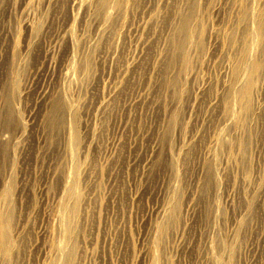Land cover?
Wrapping results in <instances>:
<instances>
[{"label": "rangeland", "instance_id": "374dc122", "mask_svg": "<svg viewBox=\"0 0 264 264\" xmlns=\"http://www.w3.org/2000/svg\"><path fill=\"white\" fill-rule=\"evenodd\" d=\"M4 1L5 0H0V7H3V9L4 7L6 9L7 7L9 11L7 10L6 12L8 13L7 16L5 12H1L0 10V12L2 13V15L0 13V22L3 20V22L0 23V28H4L7 31L9 30V33L14 32L13 34L16 35L14 36L16 37L15 39L17 42V52L15 53V57L13 60H16L17 62L15 61L16 64H13L12 61L6 60L4 56L0 57V195H2L1 193H3L6 189L7 195L6 197L4 195V198H6V200L9 198V200H7V202L3 204V209L1 208V210L4 211V206H6V203H10V208L8 210V212L11 213L9 228H11L12 226L15 227L19 220L24 226L23 235H25V239L23 236L21 238H23L24 240L19 239L22 240L20 241V243L22 242L20 245L18 243L19 240L17 243H14V245L17 244V249L19 250L17 251L16 249V252H14L16 248L15 246L14 250L12 251L10 257L11 262L9 261V264H36V253L38 252V249L41 250V247L42 245H44L46 240L45 230L48 226V222L45 213L46 211H48L47 209H50L51 205L53 204V200L51 199V197L55 195L58 196V189H56L55 185L56 175L53 174L52 169L48 170V168L53 161L57 160L60 154L65 157V159H68L70 162H72L68 158V155L66 153L65 155H63L62 151L60 152V149L62 150L61 144H63L64 140L61 136V130L64 126L63 122L66 121V116L59 109L56 112L54 111V107H57L59 105L57 98L53 94H51L48 103H43L38 100L40 90L39 88H44L47 86L48 92H51L53 86L56 85L55 82L58 81L60 66H58V69V61H55L56 59H59L60 52H57L58 50L55 49L56 51H54L56 53H52L54 62L52 60L46 62V60H44L41 56V52L43 51L41 48H44L45 46L47 47L46 40L48 38L46 37L45 33H47L48 36L51 32L53 33L54 30H57L62 24H64L65 21L63 20H67L69 18L65 15H70V9H68L69 5L66 4L68 0H64V2L63 0H58V2L56 0V3H54L55 0H51L50 4H47V7L44 0H39L37 3L35 2L37 5L33 3V9L34 7L36 9L34 10V14L30 17H26L20 12V9H22L23 7V0H14L13 8H15L16 6V10L13 9L14 11L11 8L9 9V3L7 2L9 0H6L5 4ZM190 1L191 5L195 3L194 5L197 7L201 4V12L202 10L204 11L202 13V16L200 17L201 19H199L200 25L198 24L195 30V33H197L198 31L200 32L201 30L200 35L198 34L199 32L197 34L194 33V38H200L199 40H197L198 38L196 39L198 43L196 46H198L201 42L197 47L198 52H195L198 57L197 55L195 57L194 54L193 57L195 59L192 57V55L190 57L191 60L189 59L190 63L196 65V67H193L189 63V69L194 70L191 68H195L194 71H199L197 72V77L199 76L196 81L197 83H199L201 78L204 77L209 79L214 78V81L217 79L218 81H221L224 78L221 74H219L220 71L218 70L216 65L214 66L216 68H214V63L211 64L212 61L208 59L210 55L207 53H210V44L207 35L209 30H215L221 22L225 21V19H228L227 17H229L230 20H228L231 24L234 20V17H232L234 13L230 14V12L228 11L225 14L228 15L229 13V15L226 16L224 13L217 14L216 12H211L207 14V12L205 11V5H216L217 3V5L220 4V6H222V3L226 6V4H228L227 2L225 3L226 0H223L224 2L222 0H212L211 3H208L206 0H203L204 2L202 0H189V4H187L185 8H187V6H190ZM208 1L210 2V0ZM213 1L214 3H216L213 4ZM62 2L66 5H64ZM202 2L205 7L202 6ZM3 4L5 6H3ZM18 4L21 6H19ZM260 5L262 7V4H260L259 1L258 3H255V7L253 6V9L255 8V13L258 12V6ZM63 6L65 7L63 8ZM131 6L133 10H128H131L132 12L126 11L128 12L124 13L126 16L122 15L123 19H120L119 21V24H124L122 25V27H119L122 28L120 29V32L123 30L125 31L123 27L125 28V26L129 24L127 20H129L130 22L132 21L131 19L134 16L133 14L134 12H136L135 10H137V5H135V8L133 7L134 5ZM167 7H169V5ZM200 7L198 9H200ZM242 8L244 7L242 6ZM167 9L162 8V10L160 9V12L162 11L163 14L165 13L164 15L167 16L170 14V10ZM165 10L169 12L167 13V11ZM56 11L57 13H59L58 15L55 13ZM204 12L207 15H205ZM81 14L82 10H79L75 16L74 29L76 34L79 27L78 24H80L79 22ZM61 15L64 17V19ZM56 16L62 17L63 20L60 19V17L59 19L63 23L58 20ZM165 17H163V19ZM168 17L169 16H167L165 20L168 19ZM165 20L162 21L164 22ZM167 21L168 20L165 21V25H167ZM26 23L36 31V36L34 39L35 43L37 44L35 45V43L32 42L34 41V39L31 42H29V39V44H33H31V46L29 45L31 49L29 47L27 52L25 53L24 44L26 38L24 36V30L26 29ZM56 24L57 26H55ZM162 24L164 23H161V25ZM161 25L159 26L160 29ZM50 27L53 29H51ZM49 29L51 32L49 31ZM158 31L159 30H157V32ZM120 32L114 42L116 44V57H118L117 54H120L119 56L121 58V56H123L127 50V36L125 35V32L124 34L123 32ZM42 36H45V38H43ZM124 36L126 37L124 38ZM36 39L38 42L36 41ZM44 39L46 40L44 41ZM38 43L41 46L38 45ZM99 47L101 48V46ZM96 48L97 49L94 50L95 52L100 51V48L98 49V46ZM32 49H34V53L33 51H31ZM35 49L38 52H41L38 53ZM199 49H202V52ZM199 51L201 52V54L204 53L203 56H200V58L202 59L207 54L204 57V62L202 59H199ZM95 52H93V55L90 53V55L88 56L91 65L86 80H88L89 78V81L93 80L94 83L98 80L103 82L108 80L107 82H112V80H114V74L111 75L112 72L110 71L113 70L106 68L107 66H101L97 60V57H95L94 55L96 54ZM37 53L39 54V56L37 55ZM149 53L151 54V52L149 51L147 53L148 57L150 55ZM53 55L55 57H53ZM151 56L152 54L149 58L145 57V61H149ZM256 59H258V56H256L255 60ZM167 60L169 61V59L167 58L165 60V66L161 65L155 68H153L147 62L143 61L144 63L137 71V75L138 77H140L138 78L137 75H135V78L139 79V82L137 79V81H135L134 78L133 81H131L132 79L129 78H124L121 80V88L123 89H128L131 85L134 88V84L136 82H138L136 83V85H141L146 81V85L152 83V86L148 85L149 89L151 90L152 96H150V98L147 99L143 105H140V107L131 108L126 111L114 110L112 111L111 115H109V117L105 118L103 122L99 120L95 123H91L88 120L86 107L80 106L77 108L75 117H72V119L70 120L71 131L73 134L76 133L78 137L77 140H79V147L89 144L88 151L85 155H82V151L77 149L76 153L74 154L73 161H76V163L80 162L81 164L85 162V166L89 167L92 173H96V176H94V182L92 183V185H89L90 190L92 189L93 198L86 211V213L89 214L86 218L87 228L83 230V232H85L82 234V236L84 237V240L82 241L80 232L81 227H77L80 233V237L78 236L79 240L78 238L75 240V244L77 247V251H79V255L82 257L81 263L148 264V258H145V253L148 247H153V254L156 257L158 264H202L201 262H199L198 258V261L195 259V254L193 252V254L189 253L190 251L185 252L188 254L185 255L184 253H181L179 251V248V250H177L176 246H178L179 244V246H181L184 242V238L186 239L187 237L185 242H192L195 245L196 252V250L200 249L201 246L200 243H197V239L200 237L202 238L204 234L210 232L208 236L211 235L210 238H213L212 243L214 249L217 248L218 243H221L223 246L229 248L230 250L231 254L229 259H227V256L221 255V252H216L218 256H223V258L221 257V260L224 264H226V261L228 262V264H246L247 262V264H264V92L262 93V95L260 91H257V93L251 98L249 104L251 107L255 105V102L256 104H260L261 109H258L256 113V115L258 116H249L247 113H241V116V114L239 113V115L241 116L240 124L243 122L242 117H244V121L246 122L245 127L247 128L246 129L245 127H243L244 130L241 129V131H239V135L243 137L242 140L239 139V141H245L242 143V145L244 146V144L247 143L245 144L247 149L245 148V146H242V150L240 151L241 154L239 153L240 155H237L234 149H230L228 151L226 149H223L225 150L223 151V146L217 148L219 150H214L213 153L214 155L216 154L214 156V158L216 157V160L212 158L214 159L212 162H216L214 163L216 172L213 171V173H215L214 175L220 174L216 176L218 178V184L216 185L211 180V173L208 165L205 164V168L198 166L194 167V161H198V147L200 146V144H202V141L204 142L207 138V133L212 127L211 126L209 128V126L212 123L217 126V121L214 122V117L216 116L215 112L217 113V111L210 113L211 115L209 117V123L206 122L204 124H201V126L203 125V128L200 126L199 121L196 122V120L203 113V107L205 106L204 103L206 100L205 98H207V96H211V93L214 94L219 85L213 84L216 87H213V85H211V88L208 92L209 94L207 93L208 95L206 94V96L200 97L197 95V102L194 103L193 110L191 113H189L186 111L185 103L183 104L184 101H180L184 100L186 97L187 100L190 94V96L195 95V93H193L191 90V85L188 80L183 79L184 73L186 75L189 70L187 68V72H184L182 65L180 66V62H175L174 66L176 65L175 72L177 78L175 79V89H172L170 87V89H172L171 91L167 86L168 82L166 81V78L168 79V77H172V75H167L166 78L164 77L167 72V68H170L168 67L169 62H167ZM195 60H197L198 62L201 60V65H197L199 63L197 61V63H195ZM18 61L20 62V64ZM55 63L57 65H55ZM166 66V72H164V67ZM203 66H205V68H203ZM199 67H201V69ZM103 68H106L107 71L106 69L104 71ZM48 71L50 74L48 73ZM91 71L92 73H90ZM43 72L48 73V77L46 73L45 76ZM102 72H106L105 74L109 73V76H111L109 78L110 80L106 77L107 75L105 76V74H102ZM199 73L201 74L198 75ZM203 73L204 75H202ZM52 74L54 75V77L52 76ZM55 74L57 76V79ZM11 77H14L15 83H12L13 80ZM48 81L50 82L49 85ZM11 84L15 85V89H17L16 91L18 92L22 91V89L27 85L30 89L27 94H23L20 97H15V102L14 99L10 98L9 104L6 106V100H8L9 98V87ZM168 90L170 91L167 92ZM72 91L78 93V88L75 90L74 88L72 90H69V92ZM184 91L186 94H184ZM218 91L219 89L217 90V92ZM178 93L180 95H178ZM181 95L183 96V98ZM176 97H178L179 100H175ZM121 99L122 97L117 98L116 102L119 103ZM259 100L262 101L260 102ZM171 101L180 102L175 110L171 109L173 107L170 104ZM13 104L15 105L14 107H12ZM252 104L254 105L252 106ZM15 109L17 113L14 111ZM236 109L239 112L240 108L238 107ZM13 113L19 115L14 116ZM260 113L261 115L259 116ZM245 116H247L248 118H245ZM18 118H20L21 120ZM16 119H18L19 121H16ZM252 124L255 125L252 126ZM197 125H199V127H197ZM206 125L208 129L206 128ZM194 127H201L200 129H204V131L206 130L205 132L203 130L200 131V133L202 132V136L206 134L204 136V138H206L200 141L201 143L197 144L198 146L195 145L194 147L193 145V150L191 149L188 154H183L179 158H175L176 161L172 163L167 156L165 144H168L169 142L171 147L173 146L172 148L176 149V143L179 139L177 137H179L182 132L184 135H188L189 132L194 129ZM89 129H93L95 133L94 139L92 141L87 136V131ZM248 129H251V131L248 132L251 134V137H248ZM18 130H24L22 132H24L23 141L24 139L25 141H22L23 143H21V145L19 146H13L15 150H18L19 152L14 150V155V152L11 151V153H13L12 156L10 155V149L13 150V147H11L12 143H10L9 140L13 138L15 134H17ZM245 131L246 133H244ZM245 137H247L248 139ZM175 138L176 140H174ZM116 139L118 140V145L116 148H114V150H112L110 149V147H112L111 145L115 142ZM231 142L233 141L231 140ZM23 145L24 148L22 147ZM8 147H10V149ZM98 147H107V149L109 148V157L107 158V160H105L102 155L98 153ZM230 151H232L233 153ZM226 153H228V155H226ZM244 153L246 154L244 155ZM232 154H234L235 157ZM61 155L59 159L62 157ZM224 155L230 156L233 161H236L235 163H237V160H239V162L241 160H244V158V161H246H241L240 164L238 162L239 168L233 167L232 171H230L231 173L229 175H225L226 177H230V175L232 174L231 178H233V184L230 185V187L232 186V188L228 187L229 185L227 186L228 183L226 184V182H228L230 178L228 177L229 179H227L224 176L225 173L221 172L222 164L224 166V162L226 159ZM232 157H234L235 160ZM222 158L224 160H222ZM200 160H202L201 157ZM219 160L221 161V163L219 162ZM145 161H147L146 164L144 163ZM217 161L219 162V164ZM172 169H175L177 173V183L175 185L176 192L174 190L175 194L171 193L173 185L168 182V177L170 176ZM220 172L223 174H221ZM238 174L240 175L238 176ZM244 174L246 178L248 177V180L251 183L248 184L246 188L245 185H238V182L240 181L239 178L244 176ZM252 177H256V181ZM237 180L239 181L236 182ZM253 180L257 183H254ZM252 183H254V188ZM80 187L83 188L84 185L81 184ZM94 187L95 192L93 191ZM44 189L48 191V195L50 196V198L49 196H47V201H45L47 198L44 199L42 195ZM238 192L240 194H238ZM249 193L251 195H249ZM242 194L245 197H242ZM82 195L83 194L81 191V196ZM248 196H250L251 198ZM256 197L258 198L256 199ZM166 198H170V200H172L174 204L173 218L175 223L173 225V221H171L170 226L173 225L171 226V228L170 226L168 228L165 227V223L161 220V215L157 213L158 209L163 204ZM245 199L247 202L245 201ZM49 200H52V202H50ZM212 200H215L216 202ZM244 202L246 203L245 206L242 205ZM211 204H215L214 207L213 205L211 206ZM242 213L244 215H246L247 213V215L245 217H242ZM210 214L213 215V218ZM215 217L217 219L214 220ZM246 218L249 220H247ZM209 220L213 222L212 225L211 222L210 225L208 224ZM236 222L237 225L235 226L237 227L234 228V224H236ZM78 225L81 226L80 223ZM14 227L11 229H14ZM207 227L209 230L207 229ZM210 227H214L215 231ZM235 229L237 230L236 234L233 233ZM179 231L180 234H177L179 233ZM177 235H180L178 236L180 240L178 239ZM13 241L16 242L17 239L16 241L13 239ZM252 244H254V246ZM27 247H30L29 251L26 250ZM32 247L37 248L33 250ZM41 254L42 253H40L39 255ZM21 259L22 261H20ZM73 264H76V262H74Z\"/></svg>", "mask_w": 264, "mask_h": 264}, {"label": "bare ground", "instance_id": "6f19581e", "mask_svg": "<svg viewBox=\"0 0 264 264\" xmlns=\"http://www.w3.org/2000/svg\"><path fill=\"white\" fill-rule=\"evenodd\" d=\"M5 1H4V4H5ZM38 1L39 0H23V7H22V9H20V12L26 17L32 16L34 14V10H36L35 7L33 9V5H34L33 3H35V2L37 3ZM137 1H138V3H137ZM188 1L189 0H174V1L173 0H68L67 1L68 3L66 2V4L69 5L68 9H70V12L69 11L68 12L70 13V15H65V16H68L69 18L67 20H63L64 17L61 15L63 17V19H62V17L59 16L60 19L65 21L64 24H62L57 30H54L53 33L49 29V31L51 33L48 36H47V33H45L46 37L48 38L47 40L44 39V41L46 40V42H47V47L45 46L44 48H41L43 50L42 52L40 51L42 53L41 56L43 57L44 60H46V62H49L51 60L53 61L52 53L55 52L56 50H58L57 52H60V56H59V59H56L55 62L58 61L57 64H59V65H57L56 63H55V65H57V68H58V66H60V71H59V76H58L57 82H55L53 80V78L51 77L52 80L56 83V85L53 86V89L51 92H48L47 86L44 88H42V87L39 88L40 90H39L38 100H40L43 103H48L51 94H53L57 98L59 105L57 107L56 106L54 107V111L56 112L59 109L66 116V121L63 122L64 126L62 127V130H61V136L63 137L64 140L62 139L63 144H61L62 150L60 149V152L62 151L63 155H65V153H66L68 155V158L72 162H70L68 159H65V157H63L60 154L63 158L61 157L59 159V157H60V155H59L57 160H55V157H54L55 161H53V162L51 161L52 163L48 168V170L52 169L53 174L56 175L55 185H56V189H58V196L55 195V196L51 197L53 202H52V200L51 201L49 200L53 204L51 203L52 205H51L50 209H47L48 211H46V213H45V216H46V219L48 222V226L46 227V230H45L46 240H45L44 245H42L41 250L38 249V252L36 253V256H35L36 264H73L74 262H76V264H83V263H81L82 257L79 255V251H77L75 240L77 238L79 240V237H80L79 236L80 233H79L77 227H81V229H80L81 230L80 231L81 232V241L84 240V237L82 236V234L85 232V231L83 232V230L87 228L86 218L89 214V213H86V211H87V209L91 203V200L93 198L92 197V189L90 190L89 185H92V183L94 182V176H96V173H92L90 168L85 166V162L83 164H81L80 162L76 163V161H73L74 160L73 157H74V154L76 153L77 149L82 151L81 152L82 155H85L88 151L89 144L79 147V140H77L78 137H77L76 133L73 134L71 131V121L70 120L72 119V117H75L77 108L80 106L86 107L87 114H88V120L91 123H95L96 121H99V120L103 122L105 120V118L109 117V115H111L112 111H114V110L126 111L128 109L137 108V107H140V105H143L144 102L147 99H149L150 96H152L151 90L149 89V86H148V85L152 86V83L146 85L145 83L147 81L144 82L145 80L143 79L144 80L143 81L144 83L142 82L143 84L136 85V83L139 82V79L135 78V75H137V71L140 69V67L144 63L143 61H145V59H146L145 57H148L147 53L149 51L151 52L152 56L149 59V61H145V62L150 64L153 68H155L157 66L164 65L165 60L167 58L169 59V61L167 60V62H169L168 67H170V68H167V66L164 67V72H166L165 69L167 68V72H166V74L164 73L165 74L164 77L166 78L167 75L168 76L172 75V77L170 76V77H168V79L166 78V81L168 82L167 86L169 87V89H170V87L172 89H175V87H174L175 86V79L177 78V75L175 72L176 65L174 66L175 62H177V63L180 62V66L182 65L184 72H187L186 69L188 68L189 72H187L186 75L184 73L183 79L188 80V82L191 85V90L193 93H195V95L190 96L191 94L190 95L188 94L189 96H188L187 100H186L187 97L185 98V96H184L185 99L180 100V101H182V102L184 101L183 104L185 103L186 111L189 113L192 112L193 105L195 102H197L198 96H200V97L206 96V94L209 92V89L211 88V85H213V84L219 85L218 86V89H219L218 92H217L218 89L216 90V88H215L216 92L214 94L211 93V96H207V98H205L206 100L204 103L205 106L203 105L204 106L203 107V109H204L203 113L196 120V122L199 121L200 126H201V124H204L206 122L209 123V117L211 115L210 113L217 111V113L215 112L216 116L214 117V119H215L214 122L217 121V126H215L214 123H212L211 125L208 124V125H210L209 128L211 126L212 127L210 128V131L207 133L208 136H207V138L205 137L206 139L204 138V136L206 134L204 136H202V134H201L202 132L200 133L201 130L204 131V129H200L203 126L202 125L200 128L194 127V129H192V131L189 132L188 135H184L182 132L181 135H179V137H177L179 139L176 143L177 144L176 149L172 148L173 146L171 147L169 142H168V144L166 143L165 148L167 151V156L169 157L170 161L172 163H174L176 161L175 158H179L183 154H188L191 151V149L193 148L192 147L193 145L195 147V145L201 143L200 141L205 139V141L204 142L202 141V144H200V146L198 147L199 148L198 161H194V167L198 166V167L205 168L204 165L207 164L209 167L210 173H211V180L214 184L217 185L218 184L217 183L218 178L216 176L220 175V174L214 175L215 173H213V171L216 172L215 171L216 168H214L215 167L214 163H216V162H212L216 158V157L214 158V156L216 155V154L214 155V153H213L214 150L215 149L219 150L217 148H220L223 146L222 150L226 149L228 151L230 149L231 150L234 149L236 151V152L235 151L234 152L237 153V155L242 150L241 149V147L243 146L242 143L245 141H243V142L241 141L243 137H241L239 135V131H241V129H243V127H245L246 122L244 121L245 120L244 117H242L243 119L242 118L241 119L243 122L241 123L242 125L240 124V122H241L240 117L242 116L241 113H245V114L247 113L249 116H253V115L258 116V115H256V113H257L258 109H261L260 104L259 103L256 104L255 101H254L255 105L252 104V106L254 105L253 107H251L249 104H250L251 98L257 93V91H260L261 94L264 92V0H230V1L226 0L225 3L226 2L228 3V4H226V6L223 5L222 3H221L222 6H220L219 3H218L219 5H217L216 2L215 3L217 6L216 5H210V4H208L209 6L205 5L206 6L205 11L207 12V14H209L211 12H216L217 14H220V13L225 14L229 11L230 14L234 13L233 14L234 16L232 15V17H234V20L232 19L233 22L230 24L229 23L230 19H229V17H227L229 20L225 19L226 22L225 21L221 22L220 25L215 30H209L208 35H207L208 36L207 38L209 39V44H210V47H209L210 53H207L210 55L208 59H210V61H212L211 64L214 63L213 67L216 65V67L220 71L219 74H221L224 79H222L221 81H218V79L215 78L217 80L214 81V78L212 76L211 77L213 79H209V78L204 77V78H201L200 81L198 80L199 83L196 82L197 78L199 77V76L197 77V72H199V71L196 72V71H194L195 68H191V67L190 68L194 69V70H190L189 65L191 64L190 63L191 55L193 57L195 52L196 51L198 52L197 47L201 43L200 42L199 45L196 46L198 44L196 41V39L198 37L195 36L196 38H194V35L199 32L198 31L197 33H195V30H196L197 25L200 22L199 19H201L200 17L202 16V13L204 10H202V12H201V9H202L200 7L201 4L197 7L194 5L195 3H193L191 5V1H190V6H187V8H185V6L187 4H189ZM193 1H198V0H193ZM206 1L208 3H211L212 0H210V2L208 0H206ZM259 1H260V4H262V7H261V5L258 6V12L255 13L254 12L255 8L253 9V6L255 7V3H258ZM7 2L9 3V5L7 4L9 6V9L11 8L12 10L13 9L16 10L15 9L16 6H15V8H13L14 7V0H13V2H12V0H9ZM44 2L46 3V7H47V4L49 5L51 0H44ZM44 2H43V4H44ZM57 2H58V0H57ZM63 2H64V0H63ZM203 2H202V6H204ZM16 3H18V2H16ZM54 3H56V0L54 1ZM215 3L213 1V4H215ZM4 4H3V6H5ZM66 4H64V5H66ZM204 4H206V3H204ZM39 5H40V2H39ZM131 5H134L133 6L134 8H135V5H137V8H136L137 10H135L136 12H134V14H133L134 16L132 15L133 18L131 17L132 21L130 22L129 20H127V22H129V24H127L125 26V28L123 27V29H125V31L124 30L123 31L125 32V35L127 36V46H126L127 50H126V53L124 55L121 54L123 56H121V58H120V56H119L120 54L119 55L117 54L118 57H116V47H115L116 44H115L114 40H116L117 36L119 35L120 29H122L119 27H122V25H124L123 23H122V25H121V23L119 24V21H120V19H123L122 15H125L124 13H128L126 11H131V10H128V9H132ZM168 5H169V7H167ZM19 6H21V5H19ZM19 6H17V7H19ZM242 6L244 8H242ZM256 6H257V4H256ZM43 7H45V6H43ZM64 7L65 6H63V8ZM199 7H200V9H198ZM259 7H261V8H259ZM162 8L163 9L169 8L167 10H170V14L167 15L169 17H168V19H166V20H168L166 22L167 25H165V21H166L165 18L167 16L164 15L165 13L163 14L162 11H161L162 13L160 12V9L162 10ZM0 10H1V12L3 11L6 13L8 8L6 7V9H5V7H4V9H3V7H2ZM4 10H6V11H4ZM67 10H66V12H67ZM79 10L80 11L82 10V14L80 15V22H79L80 24H78L79 27H78V31L76 34L75 29H74V21H75L76 13ZM167 10H165V11H167ZM10 12H11V10H10ZM168 12L169 11H167V13ZM55 13L57 15L59 14V13H57V11ZM6 14L8 16V13H6ZM204 14H205V12H204ZM207 14H205V15H207ZM1 15H2V13H1ZM228 15H229V13H228ZM228 15H226V16H228ZM3 16H4V14H3ZM125 16H124V18H125ZM59 17H57L58 20H60ZM163 17H165V18L163 19ZM203 17H204V15H203ZM225 17H223V18H225ZM124 20H126V19H124ZM162 20H165V21L163 22ZM1 22H3V20ZM58 22H56V23H58ZM161 23H164V24L161 25ZM160 25H161V29L159 27ZM55 26H57V24ZM117 26H118V28H117ZM0 27H1V24H0ZM2 27H3V25H2ZM53 27H54V25H53ZM51 29H53V28H51ZM13 30H15V29H13ZM157 30H159V31L157 32ZM123 31H121L120 33H122ZM124 32H123V34H124ZM200 32H201V30H200ZM200 32L198 33L199 35H200ZM13 33L14 32L9 33V30L7 31L4 28H0V57L4 56L6 60L12 61L13 64H16L17 61L13 60V59L15 57V53L17 52L16 51L17 50V42L15 39L16 35ZM24 33H25L24 36L27 39V40L25 39V44H24V51L26 53L28 48L31 46V44H33V43L29 44V42H31L35 38L36 31L29 24L26 23V29L24 30ZM126 36H124V38ZM43 38H45V36ZM29 39H30V41L28 42ZM199 39L200 38H198L197 40H199ZM36 41H37V39H36ZM32 42L35 43V39ZM117 43H118V40H117ZM166 43H167V46H166ZM36 44L37 43H35V45ZM98 44H102V45H98ZM38 45H40V44L38 43ZM97 46H98V49L100 48L99 46H101V48H100V51L97 50L98 52H95L94 50L97 49L96 48ZM151 47L153 50L151 49ZM30 49H31V47H30ZM117 50H118V48H117ZM199 50H201V52H202V49H199ZM31 51H33V53L35 52L34 49H32ZM40 52H38V53H40ZM93 52L96 53L94 55H95V57H97V60L101 66H103V67L107 66L106 68L113 70V71H110V72H112L111 75L114 74L113 75L114 80H112V82H110V81H109L110 83L107 82L108 81L107 79H106L107 81H105V82L98 80L95 83L93 82V80L89 81V78H88V80H86L87 75L90 71V65H91L90 59L88 56L90 55V53L93 55ZM201 52L199 55V59H202V58H200V56H203V54H204V53L201 54ZM30 53H32V52H30ZM38 53H37V55L39 56ZM117 53H119V52H117ZM54 55H53V57L56 56V55L55 56ZM150 55H149V57H150ZM196 55L197 54H195V57H196ZM256 56H258V59L255 60ZM169 57H171V58H169ZM197 57H198V55H197ZM204 57L202 59L203 62H204ZM199 59H197V60H199ZM206 59H207V57H206ZM206 59H205V61H206ZM197 60H195L194 62L197 63L198 62ZM192 61H193V59H192ZM200 61L198 62L199 64H197L199 66L201 65ZM167 62H166V64H167ZM19 64H20V62H19ZM191 65L193 67L194 66L196 67V65H193V64H191ZM216 67H214V68H216ZM19 68H20V66H19ZM199 68L201 69V67H199ZM203 68H205V66H203ZM105 69H104V71H105ZM91 70H94V69H91ZM106 71H107V69H106ZM45 73H44V75H45ZM48 73H49V71H48ZM48 73H46V75ZM90 73H92V71ZM103 73L105 74L106 72H102V74ZM57 74H58V71H57ZM102 74H101V77H102ZM200 74L201 73H199L198 75H200ZM109 75H110L109 73L105 74V76L108 79L111 77ZM202 75H204V73ZM49 76H51V75H49ZM52 76L54 77L53 74H52ZM55 76H56V74H55ZM44 77H43V79H44ZM47 77H48V75H47ZM103 77H104V75H103ZM137 77H138V75H137ZM11 78L13 80L12 83H15L14 77H11ZM124 78L132 79L131 81H133V78H134V80L135 81L138 80V82H136V83L134 82L135 84L133 83L135 85L134 88L131 85L130 87L128 86L129 87L128 89H125V88L123 89V88H121V86H122L121 80ZM56 79H57V76H56ZM111 79H113V78H111ZM140 81H142V80H140ZM43 82H46V81H43ZM49 84H50V82L48 83V85ZM215 85H213V87ZM9 88H10V94H9L8 100H6V103H7L6 106L9 104L10 98L14 99L15 97H20L23 94L25 95V94H27V92L30 89L29 86L27 85L22 89V91L18 92V91H16L17 89H15L14 84H11ZM73 88H74V90L78 88V93H75L74 91L69 92V90H72ZM172 89H170V90L172 91ZM170 90H168L167 92H169ZM82 91H83V93H82ZM180 94H181V91H180ZM180 94L178 93V95H180ZM184 94H186L185 91H184ZM121 97H122V99L120 100L119 103H117L116 102L117 98H121ZM256 97H257V95H256ZM182 98H183V96H182ZM177 99H178V97H176L175 100H177ZM15 101L16 100L14 99V102ZM179 103H180L179 101H171L170 104H171V106H173L171 109L175 110L178 107ZM14 106L15 105L13 104L12 107H14ZM238 107L240 108L239 112L236 109ZM16 109L14 110L15 112H16ZM262 110H263V108H262ZM262 110H261V112H262ZM243 111H246V112H243ZM259 112H260V110H259ZM239 113L241 114V116L239 115ZM13 114H14V116L17 115L15 113H13ZM260 115H261V113L259 114V116ZM247 116H245V118H248ZM18 119H20V118H18ZM18 119H16V121ZM251 120H252V117H251ZM253 125H255V124H252V126ZM247 126H248V124H247ZM197 127H199V125H197ZM249 127H251V126H249ZM206 128H207V125H206ZM19 129H21V128H19ZM251 129L250 130L248 129L247 133L250 132ZM22 131H24V130H18L17 134H15V136L9 140V142L12 143V146L10 145L11 147L16 146V145L19 146V145H21V143H23L25 141V139L23 141L24 132H22ZM204 132H203V134H204ZM26 133H27V131H26ZM244 133H246V131ZM94 134L95 133H94L93 129H89L87 131V136L90 138L91 141L94 139ZM177 134H178V132H177ZM177 134H176V136H177ZM248 134H249L248 137H251L250 136L251 134L250 133H248ZM43 138H44V136H43ZM245 138H247V137H245ZM239 139H241V140L239 141ZM174 140H176V138ZM231 140L233 142H231ZM245 144H247V143H245ZM245 144H244V146L246 148ZM24 145H25V143H24ZM24 145L22 146L23 148H24ZM117 145H118V140L116 139L115 142L111 145L112 147H110V149L114 150V148H116ZM8 148L10 149V147H8ZM108 149H107V147H104V148L98 147V153L101 154L105 160H107V158L109 157ZM173 149H175V150H173ZM14 150H15L14 147H13V150L10 149V153L12 151V152H14V155H15V151H18V150H15V151ZM22 151H23V149H22ZM223 151H225V150H223ZM215 152H217V151H215ZM230 152H232V151H230ZM217 153H219V152H217ZM228 153H226V155H228ZM246 153H244V155ZM12 154L13 153H11L10 155H12ZM242 154H243V151H242ZM226 155H224V157H226V159L224 162V166L222 164V170H221V172L225 173L224 176L227 174L229 175L231 173L230 171H232L233 167L239 168V166H238L239 160L236 159L237 163H235L236 161H233V159H231L230 156H226ZM232 155L234 156V154H232ZM244 155H243V157H244ZM200 157L202 160H200ZM234 157H232V158H234ZM212 158H214V159H212ZM222 160H224V159L222 158ZM234 160H235V158H234ZM244 160H245V158H244ZM244 160H241V161H244ZM219 162L221 163L220 160H219ZM219 162H218V164H219ZM240 162H239V164H240ZM244 162H246V161H244ZM144 163L146 164L147 161H145ZM217 167H218V165H217ZM203 168H202V170H203ZM223 173H221V174H223ZM231 175H230V177L228 176L230 178V180L228 182H226V184L228 183L227 186L229 185L228 187H230V185L233 184V180H232L233 178H231ZM239 175L240 174H238V176ZM228 177H226V178L229 179ZM232 177H234V176H232ZM237 178H239V177H237ZM255 178L256 177H254L253 179H255ZM239 179H240V181L237 180L236 182L239 181L240 183L238 182V185H240V184L245 185V188L248 184H251L248 180V177L247 178L245 177V174H244V176H242ZM255 181H256V179H255ZM168 182H170L173 185L171 193L175 194V192H176V186L175 185L177 183V173H176L175 169L174 170L172 169V172H171L170 176L168 177ZM253 182H254V180H253ZM254 183H257V182H254ZM254 183H252V185ZM81 184L84 185L83 188L80 187ZM236 184H235V186H236ZM233 187H234V185H233ZM216 188H217V186H216ZM230 188H232V186ZM253 188H254V185H253ZM94 189H95V187L93 188V191H94ZM248 189H250V188H248ZM174 190H175V192H174ZM81 191L83 194L82 196H81ZM237 191H238V189H237ZM5 192H6V194H5ZM239 192H240V190H239ZM239 192H238V194H240ZM1 194L2 195H0V264H9L12 251L14 250V248L16 246V248L14 250V252H16V249L18 247L17 244L14 245V243H17L19 239H23V238H21L22 236L23 237L25 236V235H23V227L24 226L22 225V222L19 220L15 227L14 226L11 227V228L14 227V229L9 228L11 213H9L8 210L10 208L9 207L10 203H6V206H4L5 207L4 211L1 210V208L3 209V207H2L3 204L5 202H7V200H9V198L7 200H6V198H4V195H5V197L7 195L6 189ZM19 194H20V192H19ZM42 195H43L44 199L47 198V196H49L48 191L46 189H44V191L42 192ZM249 195H251V194L249 193ZM257 196H259V195H257ZM239 197H241V196H239ZM242 197H245V196L242 194ZM248 197H250V196H248ZM49 198H50V196H49ZM257 198L258 197H256V199ZM246 199H247V197H246ZM246 199H245V201H246ZM47 200H48V198L45 201H47ZM212 201H215V200H212ZM241 201H242V199H241ZM245 204L246 203L244 202L242 205L245 206ZM212 205L214 207L215 204H211V206ZM212 209H211V212H212ZM215 210H216V208H215ZM246 210H247V207H246ZM157 213H159L161 215V220L165 223V227L168 228L170 226L171 221H173L172 223L174 225V223H175L174 218H173L174 217L173 216L174 204H173V201L170 200V198L165 199L163 204L158 209ZM210 215L213 218V215L212 214H210ZM246 215H247V213H246ZM246 215L243 214L242 217L243 216L245 217ZM214 216H215V214H214ZM216 217H217V214H216ZM216 217L214 218V220L217 219ZM247 218H249V217H247ZM247 220H249V219H247ZM8 221H9V223H8ZM210 222L211 221L209 220V223H208L209 225H210ZM79 223L81 224V226L78 225ZM212 223L213 222H211V225H212ZM215 223H217V222H215ZM173 225H171V226H173ZM235 225H237V222H236V224H234V228L237 227ZM171 226H170V228H171ZM212 228L214 229V227H212ZM207 229H208V227H207ZM235 230L233 231L234 234L237 233V230L236 231ZM182 231H183V229H182ZM214 231H215V229H214ZM156 232H157V228H156ZM209 233L204 234L205 236L203 235L202 238L200 237L197 239V243H200L201 246H200V249L196 250V252H195V245L192 242H187V243L185 242L187 237H186V239L184 238V242L182 240V242H183L182 245L179 246L180 244L178 243L179 245L176 246V248H177V250L180 249L179 251L181 253H184L185 255L187 254L185 252H189V251H190L189 253L193 252L195 254V256H194L195 259L197 260V258H198L199 262H201L202 264H224L223 261L221 260V257L223 258V256H218L216 254V252H221L222 253L221 255H225L228 257L227 259H229L230 254H231L230 250H229V248L223 246L221 243H218L217 248L214 249L213 243H212L213 238L212 239L210 238L211 235L208 236ZM177 234H180V231ZM178 236H180V235H177V237ZM13 239L15 241L17 239V241L14 242ZM24 239H25V237H24ZM178 239H179V237H178ZM181 239H182V236H181ZM20 241H22V240H19V242H18L19 245L22 243V242L20 243ZM250 241H251V239H250ZM252 242H253V240H252ZM180 243H181V241H180ZM254 244H252V245L254 246ZM183 246H186V247H183ZM36 248L37 247H32L33 250ZM29 249H30V247H27L26 250L29 251ZM18 250L19 249H17V251ZM40 253H42V254L39 255ZM145 258L146 259L148 258V264H158L157 259L153 254V247L147 248L146 253H145ZM20 261H22V259ZM21 263H23V262H21ZM226 264H228L227 261H226Z\"/></svg>", "mask_w": 264, "mask_h": 264}]
</instances>
